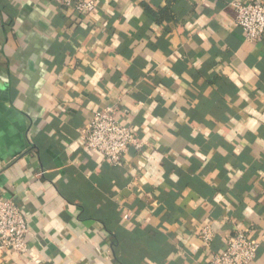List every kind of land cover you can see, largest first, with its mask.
Instances as JSON below:
<instances>
[{"label":"crops","instance_id":"crops-1","mask_svg":"<svg viewBox=\"0 0 264 264\" xmlns=\"http://www.w3.org/2000/svg\"><path fill=\"white\" fill-rule=\"evenodd\" d=\"M234 1L0 0V200L28 219L0 264H209L237 230L264 264V37ZM108 106L145 143L122 165L79 133Z\"/></svg>","mask_w":264,"mask_h":264},{"label":"built area","instance_id":"built-area-1","mask_svg":"<svg viewBox=\"0 0 264 264\" xmlns=\"http://www.w3.org/2000/svg\"><path fill=\"white\" fill-rule=\"evenodd\" d=\"M58 2L82 16L92 14L97 6L95 0ZM231 7L236 13V25L242 29L247 41L254 42L264 37L263 0H235ZM122 113L117 106H108L97 111L79 130L85 147L98 150L113 165H122L123 157L130 148L140 150L145 145L133 128L122 120ZM27 233L28 219L17 202L14 199L0 200V250L25 253ZM200 237L205 245L210 246L214 234L208 226H204ZM259 245L249 237L247 230H237L227 239L223 251L213 254L209 264H250L257 257Z\"/></svg>","mask_w":264,"mask_h":264}]
</instances>
